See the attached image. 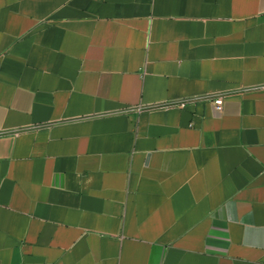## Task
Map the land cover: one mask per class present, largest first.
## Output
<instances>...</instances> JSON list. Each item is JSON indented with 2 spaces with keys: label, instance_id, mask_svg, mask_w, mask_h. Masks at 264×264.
Segmentation results:
<instances>
[{
  "label": "crops",
  "instance_id": "crops-1",
  "mask_svg": "<svg viewBox=\"0 0 264 264\" xmlns=\"http://www.w3.org/2000/svg\"><path fill=\"white\" fill-rule=\"evenodd\" d=\"M0 264H264V0H0Z\"/></svg>",
  "mask_w": 264,
  "mask_h": 264
},
{
  "label": "built area",
  "instance_id": "built-area-1",
  "mask_svg": "<svg viewBox=\"0 0 264 264\" xmlns=\"http://www.w3.org/2000/svg\"><path fill=\"white\" fill-rule=\"evenodd\" d=\"M224 105V98L220 97L218 99H215V107L217 111H222Z\"/></svg>",
  "mask_w": 264,
  "mask_h": 264
}]
</instances>
